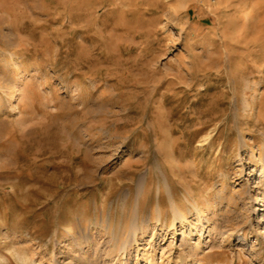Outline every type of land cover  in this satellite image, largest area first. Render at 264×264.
Instances as JSON below:
<instances>
[{
    "label": "rangeland",
    "instance_id": "1",
    "mask_svg": "<svg viewBox=\"0 0 264 264\" xmlns=\"http://www.w3.org/2000/svg\"><path fill=\"white\" fill-rule=\"evenodd\" d=\"M0 264H264V0H0Z\"/></svg>",
    "mask_w": 264,
    "mask_h": 264
},
{
    "label": "bare ground",
    "instance_id": "2",
    "mask_svg": "<svg viewBox=\"0 0 264 264\" xmlns=\"http://www.w3.org/2000/svg\"><path fill=\"white\" fill-rule=\"evenodd\" d=\"M208 137H209V136H208ZM210 137H211V136H210ZM208 139H209V138H207V140H208ZM205 140H206V139H205ZM258 204H259V202L255 203V205H258ZM178 221H179V223H182L180 218L178 219Z\"/></svg>",
    "mask_w": 264,
    "mask_h": 264
},
{
    "label": "built area",
    "instance_id": "3",
    "mask_svg": "<svg viewBox=\"0 0 264 264\" xmlns=\"http://www.w3.org/2000/svg\"><path fill=\"white\" fill-rule=\"evenodd\" d=\"M216 0H214V2H215Z\"/></svg>",
    "mask_w": 264,
    "mask_h": 264
}]
</instances>
